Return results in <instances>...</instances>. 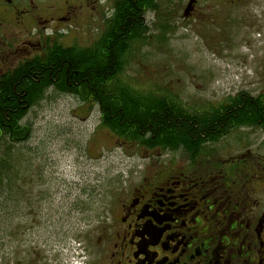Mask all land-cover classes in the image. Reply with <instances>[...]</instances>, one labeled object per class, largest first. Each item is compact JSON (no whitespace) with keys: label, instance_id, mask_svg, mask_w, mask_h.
<instances>
[{"label":"rangeland","instance_id":"1","mask_svg":"<svg viewBox=\"0 0 264 264\" xmlns=\"http://www.w3.org/2000/svg\"><path fill=\"white\" fill-rule=\"evenodd\" d=\"M187 1L157 0L145 14L123 78L194 110L264 95V0H200L185 19ZM22 121L28 137L1 148L18 174L0 187V264H75L144 152L121 149L100 129L98 108L72 94L49 90Z\"/></svg>","mask_w":264,"mask_h":264},{"label":"flooded vegetation","instance_id":"2","mask_svg":"<svg viewBox=\"0 0 264 264\" xmlns=\"http://www.w3.org/2000/svg\"><path fill=\"white\" fill-rule=\"evenodd\" d=\"M199 1L187 14L185 6V19ZM114 2L0 0V85L15 73L36 85L51 80L60 70L53 56L69 48L97 52ZM249 96L264 101L262 94ZM87 104L101 115L96 103ZM31 107L17 122L29 131L22 120ZM260 107L255 111L261 113ZM18 127L0 119V150L5 131L12 137ZM115 142L142 150L143 160L107 209L109 218L83 242L75 264H264V123L233 127L191 149Z\"/></svg>","mask_w":264,"mask_h":264},{"label":"trees","instance_id":"3","mask_svg":"<svg viewBox=\"0 0 264 264\" xmlns=\"http://www.w3.org/2000/svg\"><path fill=\"white\" fill-rule=\"evenodd\" d=\"M112 8L97 52L77 53L69 48L54 55L60 70H54L51 80L46 78L38 85L30 78L20 80V73L10 75L0 85V119L18 127L25 110L41 101L48 90H55L77 96L82 104L96 103L101 113L100 129L126 144L183 145L191 149L219 140L233 127L256 124L258 120L264 123V101H255L246 92L194 110L170 95H160L156 90L152 93L139 81L134 84L125 80L122 74L128 52L133 43L144 39L148 30L144 16L157 10V0H115ZM55 77L57 82L52 83ZM256 104H260L261 113L255 111ZM18 128L17 135L3 134L1 142L6 149L28 137L29 129ZM2 155L0 150V187L7 181L14 183L18 174L17 159L11 163L7 155Z\"/></svg>","mask_w":264,"mask_h":264},{"label":"water","instance_id":"4","mask_svg":"<svg viewBox=\"0 0 264 264\" xmlns=\"http://www.w3.org/2000/svg\"><path fill=\"white\" fill-rule=\"evenodd\" d=\"M192 3H193V0L190 1V3L188 4V7L186 8V11H185L186 14H187V11L190 10V7H191V4H192Z\"/></svg>","mask_w":264,"mask_h":264}]
</instances>
